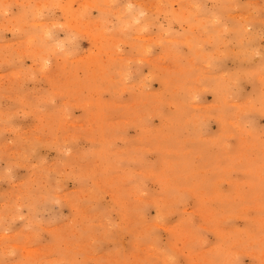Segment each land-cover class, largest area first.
Instances as JSON below:
<instances>
[{
	"label": "rangeland",
	"instance_id": "rangeland-1",
	"mask_svg": "<svg viewBox=\"0 0 264 264\" xmlns=\"http://www.w3.org/2000/svg\"><path fill=\"white\" fill-rule=\"evenodd\" d=\"M0 264H264V0H0Z\"/></svg>",
	"mask_w": 264,
	"mask_h": 264
}]
</instances>
